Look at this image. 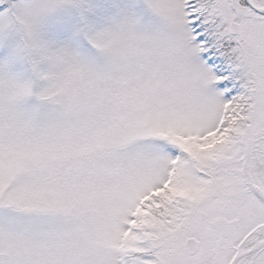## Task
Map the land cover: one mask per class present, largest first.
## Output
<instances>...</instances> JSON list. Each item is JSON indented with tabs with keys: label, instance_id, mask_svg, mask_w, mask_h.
<instances>
[{
	"label": "snow or ice",
	"instance_id": "snow-or-ice-1",
	"mask_svg": "<svg viewBox=\"0 0 264 264\" xmlns=\"http://www.w3.org/2000/svg\"><path fill=\"white\" fill-rule=\"evenodd\" d=\"M0 264H264V0H0Z\"/></svg>",
	"mask_w": 264,
	"mask_h": 264
}]
</instances>
